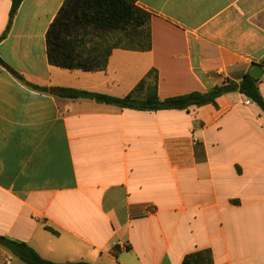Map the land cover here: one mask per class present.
<instances>
[{
    "label": "crops",
    "instance_id": "crops-1",
    "mask_svg": "<svg viewBox=\"0 0 264 264\" xmlns=\"http://www.w3.org/2000/svg\"><path fill=\"white\" fill-rule=\"evenodd\" d=\"M139 28L78 31L92 70L50 64L65 0H0V238L52 263L264 264V113L238 92L156 112L124 98L150 72L158 100L238 84L264 58V0H126ZM264 100V69L258 80ZM28 84V85H27ZM113 248H117L114 253ZM0 264H24L0 244Z\"/></svg>",
    "mask_w": 264,
    "mask_h": 264
},
{
    "label": "trees",
    "instance_id": "trees-1",
    "mask_svg": "<svg viewBox=\"0 0 264 264\" xmlns=\"http://www.w3.org/2000/svg\"><path fill=\"white\" fill-rule=\"evenodd\" d=\"M21 2L22 0H11L6 32ZM145 24V15L126 0H65L47 31L48 60L50 64L64 69L92 70V59L83 57V51L77 50L79 44L76 39L70 38L71 35L75 37L78 31L86 28H90L93 31H116L139 28ZM4 36L5 34L0 37V41ZM0 66L7 70L16 80L23 82L22 77L10 69L1 59ZM257 66L264 69V58ZM258 82V80L247 73L238 84L226 83L214 87L203 94L190 93L165 99L164 101L158 100L157 97L156 71H150L127 96L120 99L65 89H46L34 86H31V88L35 91L65 99H89L99 104L112 105L120 109L146 112L163 110L187 111L190 107H202L205 105L215 107V101L218 97L227 93L238 92L258 106L264 113V100L259 93ZM0 244L24 264H58L43 260L23 243L0 238ZM113 251L116 253L117 248H113Z\"/></svg>",
    "mask_w": 264,
    "mask_h": 264
},
{
    "label": "water",
    "instance_id": "water-1",
    "mask_svg": "<svg viewBox=\"0 0 264 264\" xmlns=\"http://www.w3.org/2000/svg\"><path fill=\"white\" fill-rule=\"evenodd\" d=\"M249 76L253 77L256 80H259V78L262 75V68L259 66L254 67L248 72Z\"/></svg>",
    "mask_w": 264,
    "mask_h": 264
},
{
    "label": "built area",
    "instance_id": "built-area-1",
    "mask_svg": "<svg viewBox=\"0 0 264 264\" xmlns=\"http://www.w3.org/2000/svg\"><path fill=\"white\" fill-rule=\"evenodd\" d=\"M243 104H244L245 106H248V105L251 104V102H250V100H248V99H246V98L244 97V99H243Z\"/></svg>",
    "mask_w": 264,
    "mask_h": 264
}]
</instances>
